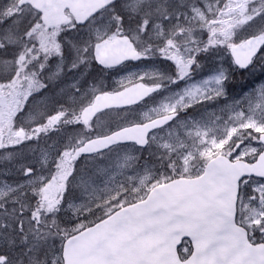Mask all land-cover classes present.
Returning a JSON list of instances; mask_svg holds the SVG:
<instances>
[{
	"label": "snow or ice",
	"instance_id": "1",
	"mask_svg": "<svg viewBox=\"0 0 264 264\" xmlns=\"http://www.w3.org/2000/svg\"><path fill=\"white\" fill-rule=\"evenodd\" d=\"M0 264H264V0H0Z\"/></svg>",
	"mask_w": 264,
	"mask_h": 264
},
{
	"label": "rangeland",
	"instance_id": "2",
	"mask_svg": "<svg viewBox=\"0 0 264 264\" xmlns=\"http://www.w3.org/2000/svg\"><path fill=\"white\" fill-rule=\"evenodd\" d=\"M233 82H235V81H233ZM259 82H260V77H259V74H257V77L255 79L253 77H250V76L249 77L238 76L237 82H235V83H237L240 86H243L245 88H250V87L256 86ZM240 88L241 87L236 88V87L230 86V93L229 94L233 95V96L239 94Z\"/></svg>",
	"mask_w": 264,
	"mask_h": 264
},
{
	"label": "trees",
	"instance_id": "3",
	"mask_svg": "<svg viewBox=\"0 0 264 264\" xmlns=\"http://www.w3.org/2000/svg\"><path fill=\"white\" fill-rule=\"evenodd\" d=\"M238 77V76H237ZM237 77L235 78V82H237ZM233 82L232 84L236 87L237 86V83ZM232 86V85H231ZM237 88V87H236Z\"/></svg>",
	"mask_w": 264,
	"mask_h": 264
}]
</instances>
